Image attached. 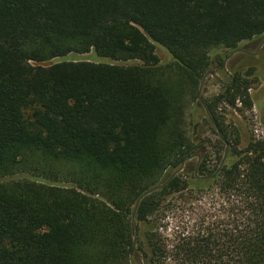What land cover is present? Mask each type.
I'll list each match as a JSON object with an SVG mask.
<instances>
[{"label":"trees","instance_id":"obj_1","mask_svg":"<svg viewBox=\"0 0 264 264\" xmlns=\"http://www.w3.org/2000/svg\"><path fill=\"white\" fill-rule=\"evenodd\" d=\"M260 36L264 0H0V264H264V138L218 112L255 71L198 93ZM89 52L108 62L50 63Z\"/></svg>","mask_w":264,"mask_h":264},{"label":"rangeland","instance_id":"obj_2","mask_svg":"<svg viewBox=\"0 0 264 264\" xmlns=\"http://www.w3.org/2000/svg\"><path fill=\"white\" fill-rule=\"evenodd\" d=\"M262 38L263 37L260 36L251 39L248 42L245 41L241 43L239 48L247 52H253L257 49ZM242 45L244 46L242 47ZM154 51L160 63H166L170 60V56L160 45L154 44ZM233 51L234 50L220 51V54L223 57L222 59H226L224 69L223 65L214 63L216 60L212 56L211 60L214 62H212L211 68L208 72L218 76L224 83H228L230 77L234 74V71L242 70L244 72L253 68L257 78L252 82L251 88L248 91L252 100V105L248 108L243 106L240 101H237L235 107H226L221 104L219 105L218 112L222 115L224 124L228 129H230V127L238 129L242 140H245L248 137L262 139L264 138V44L256 56H248L242 52L234 53ZM59 61L108 62L106 59H99L93 52L85 54H68L61 58L54 59L50 63ZM220 90V83L211 75H208L203 80L200 99L203 101L209 99L217 95ZM206 135L210 139L215 138V135H213L211 131H208ZM165 179L166 177H164V180ZM194 214H192L191 211L185 214L183 218L184 221L186 222L187 220L188 222L187 215L194 220ZM163 217L160 230H162L165 236L171 237L180 233V193H175L167 199ZM190 223H192V220Z\"/></svg>","mask_w":264,"mask_h":264},{"label":"water","instance_id":"obj_3","mask_svg":"<svg viewBox=\"0 0 264 264\" xmlns=\"http://www.w3.org/2000/svg\"><path fill=\"white\" fill-rule=\"evenodd\" d=\"M208 75H211L216 81H218V82H221V80L215 75V74H213V73H211V72H207L205 75H204V77H203V79H202V81H201V84H200V87H199V91H198V93H199V100H200V102L202 103V100L200 99V92H201V89H202V84H203V80L208 76ZM212 123H213V125H214V127H216V125H215V123L212 121ZM218 131V130H217ZM183 164V163H182ZM182 164L181 165H179L176 169H174L171 173H170V175L168 176V178L165 180V181H163L162 183H160V184H158V185H156V186H154V187H152V188H150L149 190H147L146 192H144L138 199H137V201H136V203H135V207H134V213H133V215H132V221L134 222V214H135V211H136V208H137V206H138V204L140 203V201L145 197V196H147L148 194H150V193H152V192H154V191H157V190H159V189H161L163 186H165L175 175H177L179 172H180V170L182 169ZM133 245H134V247L136 246V235L134 236V239H133ZM140 254H141V256H142V262L144 263V256H143V251L142 250H137Z\"/></svg>","mask_w":264,"mask_h":264},{"label":"flooded vegetation","instance_id":"obj_4","mask_svg":"<svg viewBox=\"0 0 264 264\" xmlns=\"http://www.w3.org/2000/svg\"><path fill=\"white\" fill-rule=\"evenodd\" d=\"M263 38H262V41L260 42V44L258 45V47H257V49L255 50V51H253V52H247V51H244V50H242V49H236V50H234L233 52L234 53H236V52H242V53H244L245 55H248V56H256L258 53H259V51H260V49H261V47L263 46V44H264V36H262ZM257 38V37H256ZM249 41V40H248ZM248 41H246V42H248ZM247 45V44H246ZM245 45V46H246ZM244 45H242V47H243ZM225 62H226V59L225 60H223V69H224V64H225ZM251 69V68H250ZM249 69V70H250ZM253 69V68H252ZM248 70V71H249ZM244 72H246V71H244ZM207 73V72H206ZM205 73V74H206ZM233 73H235V71L233 72ZM229 75V74H228ZM256 75V74H255ZM218 77V76H217ZM247 77H249V76H247ZM219 78V77H218ZM233 78V74H232V76L230 77V79H232ZM220 79V78H219ZM229 79V80H230ZM251 79V78H250ZM221 80V79H220ZM220 83V85H222V84H226V83H224L222 80H221V82H219ZM200 101V100H199Z\"/></svg>","mask_w":264,"mask_h":264}]
</instances>
